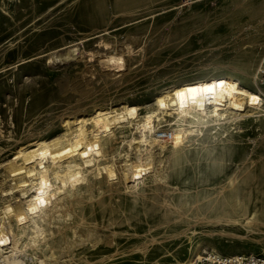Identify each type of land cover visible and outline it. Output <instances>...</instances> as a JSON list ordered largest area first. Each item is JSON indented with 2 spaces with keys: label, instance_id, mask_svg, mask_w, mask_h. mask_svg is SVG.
I'll list each match as a JSON object with an SVG mask.
<instances>
[{
  "label": "rangeland",
  "instance_id": "rangeland-1",
  "mask_svg": "<svg viewBox=\"0 0 264 264\" xmlns=\"http://www.w3.org/2000/svg\"><path fill=\"white\" fill-rule=\"evenodd\" d=\"M215 75L237 80L261 100L248 104L250 112L229 110L216 123L204 117L203 124L190 120L188 125L157 109L155 99L174 85ZM122 107H137L138 114L133 124H118L101 136L106 156L100 160L107 158L104 164L118 172L143 154L151 160V172L125 193L123 184L88 168L73 190L75 203L79 198L87 202L73 205L85 215L78 227L82 233L73 229L62 241L52 232L63 220L44 222L45 239L55 240V246H49L42 264H181L204 242L205 252L264 253V182L253 175L264 167V0H0V226L15 231L4 210L24 202L8 176L12 166L22 164L16 158L20 149L31 150L36 141L63 140L75 128H66L65 119ZM149 109L157 141L137 151L128 142L138 138L134 125ZM178 129L192 135L176 148L171 135ZM162 133L170 137L159 138ZM229 179L236 185L226 186ZM108 185L118 192H109ZM231 192L240 202L226 216L236 215L238 223L205 227L197 222L202 211L215 202L219 207ZM243 209L254 217V225L245 224ZM25 229L30 236L31 221ZM21 250L23 264L42 260ZM0 264H5L1 257Z\"/></svg>",
  "mask_w": 264,
  "mask_h": 264
},
{
  "label": "bare ground",
  "instance_id": "bare-ground-1",
  "mask_svg": "<svg viewBox=\"0 0 264 264\" xmlns=\"http://www.w3.org/2000/svg\"><path fill=\"white\" fill-rule=\"evenodd\" d=\"M136 2H138V1H136ZM239 13H241V12H239ZM237 14H238V12H237ZM253 16H254V14H253ZM251 18H252V16H251ZM238 19H236V21ZM106 57H108V56H106ZM113 60L119 61V60H121V58H110V59H108V61H113ZM107 64H109V63H107ZM107 69H109V68H107ZM169 92L170 93L166 92L165 95L159 96L155 99V105H156L157 109L160 112L170 111L171 114L176 115L175 117L177 119H181L183 122H187L188 125L191 124L190 120L195 121L196 123L203 124L204 123L203 122L204 117L210 118V120L213 123L214 122L216 123V121L219 122L220 120L226 119V113L229 110H231L233 112H245V111L250 112V110L247 109L248 104H256L261 100L256 93H252L245 88L243 89L237 80L232 79L226 75H215V76H210L207 78L197 79L194 81L183 82L181 84L174 85ZM136 108L137 107H122L121 108L122 111L120 110V112H117L118 109H111V108L110 109H104V110L101 109V110L94 111L93 115H91L90 118H83V117L78 116V117H72L69 119H65L62 122H64V126L66 128L71 129L72 126H74L75 128L70 133H68L66 136H63V137H65V138L62 137L63 140L60 138H56V139L51 140L49 142H45L43 140L36 141L34 143V145L32 146L31 150L20 149L17 152L16 158L21 159L22 164L20 166H12L11 165L12 167L10 168L9 173L8 172L7 173H8V176L12 177V180L15 181L14 186L11 188H17L18 189L16 191V192H19L18 198H19V200H21V202H22V200H24V202L23 203L19 202L20 206L16 207L15 209H12L11 207L6 206V208L4 210L6 220L10 219L13 222L12 224L15 227V231H13L10 228V226L9 227L7 226L6 228L4 227V229L2 227L3 224L0 226V257L3 258V261L5 262V264H23V261L19 260V258H18V253L22 252L21 249H23V251H25L27 249L28 252L31 254V256L34 255L35 258L41 256L42 260L40 261L39 264L45 263L46 259L43 257L47 256L46 252H51V250H48V248L50 245L55 246V240H53L52 242H48V240L45 239L46 235L44 233L46 231L45 230L46 227L44 228V226H45L44 222L50 221L51 219H60V218L63 220V224L61 225V227H59L56 231L52 232V235H54L55 237H58L62 241H65L69 237V235L72 233L73 229L76 230V229H78V227L80 225L83 224L82 220H84L85 215L84 216L78 215V213H76L77 207H73V205L75 204V206H77L79 203L81 204L82 202H85V200L83 201V199L79 198L78 201L75 203L74 201H75L77 196L73 190L78 188L79 184L85 180L84 172H87L88 168H94V172H96V174H94V175L102 176V178L105 177L106 181L107 180L108 181H116L117 183H119V186L123 184V189L126 190V191H124L125 193L135 190L137 188V186L140 184L141 180L144 178V176L145 177L148 176V174L151 172L150 170L152 168L150 166L151 160H150L149 156H145L143 158V154L136 155L137 158H135L136 159L135 162H130V163L125 162L121 166V170L118 172H116V170L112 164H108V165L104 164V163H108L107 158L104 160H100L101 158L106 156V151L101 152V149H100V147H101L100 146L101 136H106L107 134L109 135L110 130L118 124L126 123V124L130 125V123H132L131 121L132 120L134 121V119L136 118V116L134 117V115L136 114ZM253 109H256V108H253ZM166 113H168V112H166ZM161 114H160V116H161ZM154 117L155 116L153 115L152 112L150 113V109H149V112L146 113V115H144L141 118V120L136 121V123L134 125L135 126L134 130L136 132H138L139 136L137 139H132L128 143H130V145H132V144L136 145L137 151H142L140 149V147H142V146H146L147 148H148V146L151 147L157 141L156 139H154V133H155L156 126H157L154 124V120H153ZM89 120H91V121L88 123ZM156 121H159V119H156ZM183 122H181V123H183ZM88 124H92V129L87 132L86 125H88ZM162 134L158 137L159 138L164 137ZM88 135L90 136L89 139L87 137ZM191 135H192V131L189 129H178V130H176V132L173 135H171V142L176 146V148L177 147L179 148L182 146V144H183L182 142L185 139L187 140L188 136H191ZM107 138H108V136H107ZM107 144L110 145L109 140L107 141ZM263 148H264V145H263ZM192 150H194V149H192ZM206 150H207V148H206ZM263 151H264V149H263ZM183 153H184V151H183ZM229 153H231V152H229ZM204 156H206V154ZM153 160H154V158H153ZM203 160H204V158H203ZM11 164H13V163H11ZM118 165H120V164H118ZM52 170L54 172H51ZM253 175H255L256 178L259 180V182L261 184H263V182H264V167H260L259 172L256 174H253ZM252 178H253V176H252ZM229 180H228L229 183L226 186L229 187V186H232L235 184V181H233L231 179H229ZM104 182H105V180H104ZM251 183H253V182H251ZM247 184H249V182ZM226 186L223 185L221 191L220 190L219 191L223 192V190L226 189ZM242 186H241V188H242ZM257 186H258V184H257ZM89 187H90V185L86 187L87 191L90 190ZM238 188L240 189V187H238ZM255 189H253V190H255ZM107 190L111 193L115 192V191L118 192V187H116L115 185H113V186L108 185ZM233 190L235 191L236 189L234 188ZM119 191H121V190L119 189ZM8 192H10V191H8ZM207 194H209V193H207ZM256 194H258V193H256ZM260 194L263 195L261 200L264 202V191H261ZM130 195H131V193H130ZM111 196H113V195H111ZM72 197H74V198H72ZM235 197H236L235 193L231 192L229 194V196L224 198L226 200H222V201L220 200L219 207H218V205L215 206L216 202L210 204V206H209V203H208L210 201L209 200L210 198H209L208 199L209 201L206 200L208 203V204L207 203L206 204L209 207L206 208L204 210V212L202 211L201 215L198 213L202 218L198 219L196 217L198 219L197 222L204 225L205 227L206 226L209 227L213 224H221L222 225L224 223H230V224L238 223L239 219H237L236 215L231 216V217H229V215L226 216L227 214H230V215H232L231 213L234 214L236 211V207H238V205H239L238 203L240 201H238V200L240 197L239 198L236 197V198H238V200H235ZM244 197H245V195H244ZM126 198L127 197H125V199ZM129 198H131V197H129ZM215 198H216V196H215ZM232 199L235 201L231 202V204H230L229 201H233ZM255 199H256V197H255ZM108 200H109V198H108ZM256 200H258V197ZM120 202H121V200H120ZM85 203H87V202H85ZM105 205H108V203ZM118 205H119V203H118ZM71 206H72V208H71ZM102 206L103 205H101V207ZM168 206H169V204H168ZM217 207H218V209H216ZM112 208H114V207H112ZM165 208H167V207H165ZM104 209H105V207H104ZM109 209H110V206H109ZM161 209H162V207H161ZM181 209H183V208H181ZM69 210H72V212L70 211L71 212L70 213ZM131 210H132V208H131ZM100 211H101V208H100ZM177 212H178V209H177ZM248 212H249L248 209H245V211L243 209L241 216L245 215V219H246L245 224L246 225H254V223L256 221H254V217L253 218H251V216L248 217ZM187 213L188 212H186V214ZM249 214H251V213H249ZM90 215H92V214H90ZM191 215L192 214H190V216ZM67 216H68V219H66ZM72 216L74 217L73 219H71ZM229 220H230V222H229ZM29 221H31V235L30 236H28L26 229H25L26 225ZM2 222H4V221H2ZM66 222H68V224ZM172 226H174V225H172ZM77 231L81 232L80 229H78ZM93 231L94 230H92V229H88L89 233H91ZM10 232H13V237L11 236ZM220 234H222V233H220ZM11 238H12V240H11ZM21 238L25 239L24 245H22V239ZM88 239H89V237H88ZM50 241H51V239H50ZM207 243L208 242H204L203 245L206 246ZM203 245H201L202 246L201 249L196 250L191 257H189V258L187 257V260L181 264H193V262L201 256V253H207L203 249ZM56 248H60V247L57 246ZM2 254H5V256H3ZM50 256L52 257L53 254H51ZM53 260L55 262V260H56L55 257ZM46 263H49V262H46ZM79 264H90V263L88 260H79Z\"/></svg>",
  "mask_w": 264,
  "mask_h": 264
},
{
  "label": "built area",
  "instance_id": "built-area-1",
  "mask_svg": "<svg viewBox=\"0 0 264 264\" xmlns=\"http://www.w3.org/2000/svg\"><path fill=\"white\" fill-rule=\"evenodd\" d=\"M169 138L170 135L162 134ZM166 135V136H165ZM193 264H264V253L224 255L216 252H207L196 259Z\"/></svg>",
  "mask_w": 264,
  "mask_h": 264
}]
</instances>
